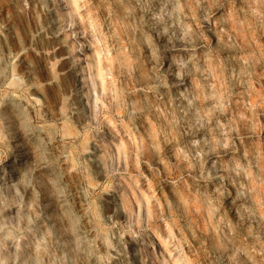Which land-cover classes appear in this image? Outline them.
Returning a JSON list of instances; mask_svg holds the SVG:
<instances>
[{"label":"rangeland","instance_id":"374dc122","mask_svg":"<svg viewBox=\"0 0 264 264\" xmlns=\"http://www.w3.org/2000/svg\"><path fill=\"white\" fill-rule=\"evenodd\" d=\"M155 251L264 264V0H0V264Z\"/></svg>","mask_w":264,"mask_h":264},{"label":"bare ground","instance_id":"6f19581e","mask_svg":"<svg viewBox=\"0 0 264 264\" xmlns=\"http://www.w3.org/2000/svg\"><path fill=\"white\" fill-rule=\"evenodd\" d=\"M66 13V12H65ZM59 15L60 16H64V14H63V12H59ZM66 15V14H65ZM75 45V48H76V44H74ZM74 49V48H73ZM85 76H82V81L83 82H85V78H84ZM94 86V88H95V85H93ZM261 106V105H260ZM125 185V184H124ZM127 191H131L132 193H133V195L135 196V199H136V201H137V203H138V205H139V209L141 210V205H142V201H141V199H140V197H139V195H138V193L136 192V190L135 189H133V187L132 186H130L128 189H124V188H122L121 189V193H120V196H121V200H122V204H123V207H125V208H128V209H130L131 207L128 205V203H130V201L128 200V198L126 197V192ZM130 214H131V211H130ZM137 237V236H136ZM141 237H142V235H141ZM138 239V238H137ZM143 239V238H142ZM146 239V238H145ZM143 241H144V239H143ZM143 242H141V246H140V249H141V251L144 249V248H148V245H146V242H144L145 244L143 245L142 244ZM137 245V244H136ZM139 245V244H138ZM150 247V246H149ZM149 249V248H148ZM151 249V248H150ZM139 250V249H138ZM140 251V250H139ZM143 254H144V252H142ZM155 254V256H156V258H158V260H160V261H162L163 262V264H169L168 263V260H167V258H166V256H165V254L164 253H158V252H154Z\"/></svg>","mask_w":264,"mask_h":264}]
</instances>
